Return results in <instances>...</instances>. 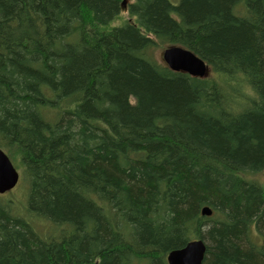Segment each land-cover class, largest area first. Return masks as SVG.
<instances>
[{
  "label": "trees",
  "instance_id": "trees-1",
  "mask_svg": "<svg viewBox=\"0 0 264 264\" xmlns=\"http://www.w3.org/2000/svg\"><path fill=\"white\" fill-rule=\"evenodd\" d=\"M0 148V264H264V0H0Z\"/></svg>",
  "mask_w": 264,
  "mask_h": 264
},
{
  "label": "water",
  "instance_id": "water-1",
  "mask_svg": "<svg viewBox=\"0 0 264 264\" xmlns=\"http://www.w3.org/2000/svg\"><path fill=\"white\" fill-rule=\"evenodd\" d=\"M162 59L170 70L193 78L204 79L210 74V68L206 62L183 47H167L162 52ZM19 180V172L8 155L0 148V195L12 191ZM201 214L204 217H210L213 211L209 207H204ZM206 251L207 245L202 239L192 240L185 247L171 251L167 256V262L168 264H203Z\"/></svg>",
  "mask_w": 264,
  "mask_h": 264
},
{
  "label": "rangeland",
  "instance_id": "rangeland-1",
  "mask_svg": "<svg viewBox=\"0 0 264 264\" xmlns=\"http://www.w3.org/2000/svg\"><path fill=\"white\" fill-rule=\"evenodd\" d=\"M173 3H178V0L175 2L173 0H171ZM126 15L123 16L124 19ZM162 52H163V48H156L153 50L152 52V56H154L158 61H162ZM16 168L18 169V171L20 172V181L17 187H15V189L11 192V193H7L6 195L0 196L1 201H11V204L13 206V210H15V212L20 209H23V207L26 204V197H27V192H28V187L27 184L25 183L24 180V176H23V169L21 168V166L17 165L16 162H14ZM263 179V177H261ZM24 203V205L22 207H18L19 204ZM32 221V219H30ZM42 226L45 225L46 226H51L50 224L44 222V221H39ZM36 227L38 229H41L39 224H36ZM53 229L54 227L51 226ZM51 228V229H52ZM48 229H45V231H47ZM55 229L53 230L52 233H54Z\"/></svg>",
  "mask_w": 264,
  "mask_h": 264
}]
</instances>
